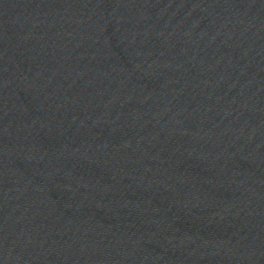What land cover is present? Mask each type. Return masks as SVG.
Listing matches in <instances>:
<instances>
[{
  "label": "water",
  "instance_id": "95a60500",
  "mask_svg": "<svg viewBox=\"0 0 264 264\" xmlns=\"http://www.w3.org/2000/svg\"><path fill=\"white\" fill-rule=\"evenodd\" d=\"M0 264H264V0H0Z\"/></svg>",
  "mask_w": 264,
  "mask_h": 264
}]
</instances>
